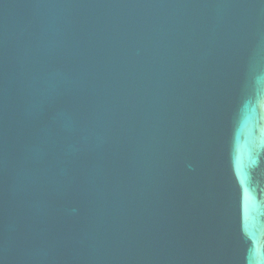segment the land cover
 <instances>
[{
  "label": "water",
  "instance_id": "1",
  "mask_svg": "<svg viewBox=\"0 0 264 264\" xmlns=\"http://www.w3.org/2000/svg\"><path fill=\"white\" fill-rule=\"evenodd\" d=\"M0 264H264V0H0Z\"/></svg>",
  "mask_w": 264,
  "mask_h": 264
}]
</instances>
